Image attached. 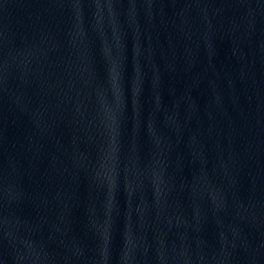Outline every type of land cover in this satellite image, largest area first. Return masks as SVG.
Here are the masks:
<instances>
[{
	"label": "water",
	"instance_id": "95a60500",
	"mask_svg": "<svg viewBox=\"0 0 264 264\" xmlns=\"http://www.w3.org/2000/svg\"><path fill=\"white\" fill-rule=\"evenodd\" d=\"M0 264H264V0H0Z\"/></svg>",
	"mask_w": 264,
	"mask_h": 264
}]
</instances>
